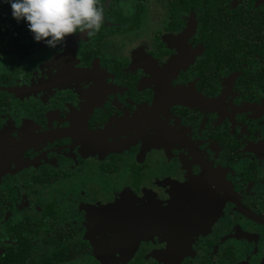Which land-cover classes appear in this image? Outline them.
<instances>
[{
	"label": "flooded vegetation",
	"instance_id": "af4514ba",
	"mask_svg": "<svg viewBox=\"0 0 264 264\" xmlns=\"http://www.w3.org/2000/svg\"><path fill=\"white\" fill-rule=\"evenodd\" d=\"M98 2L0 5V264H264V0Z\"/></svg>",
	"mask_w": 264,
	"mask_h": 264
},
{
	"label": "clouds",
	"instance_id": "9594fccd",
	"mask_svg": "<svg viewBox=\"0 0 264 264\" xmlns=\"http://www.w3.org/2000/svg\"><path fill=\"white\" fill-rule=\"evenodd\" d=\"M8 4L11 17L23 21L33 40L52 49L62 47L71 34L91 36L104 23L98 0H0Z\"/></svg>",
	"mask_w": 264,
	"mask_h": 264
},
{
	"label": "rangeland",
	"instance_id": "374dc122",
	"mask_svg": "<svg viewBox=\"0 0 264 264\" xmlns=\"http://www.w3.org/2000/svg\"><path fill=\"white\" fill-rule=\"evenodd\" d=\"M160 2H162L163 0H159ZM158 4H160V3H158Z\"/></svg>",
	"mask_w": 264,
	"mask_h": 264
}]
</instances>
